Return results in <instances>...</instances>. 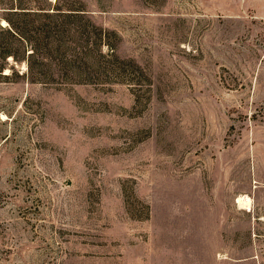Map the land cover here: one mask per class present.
Wrapping results in <instances>:
<instances>
[{"label": "rangeland", "instance_id": "obj_1", "mask_svg": "<svg viewBox=\"0 0 264 264\" xmlns=\"http://www.w3.org/2000/svg\"><path fill=\"white\" fill-rule=\"evenodd\" d=\"M0 69V264H264V0H0Z\"/></svg>", "mask_w": 264, "mask_h": 264}, {"label": "bare ground", "instance_id": "obj_2", "mask_svg": "<svg viewBox=\"0 0 264 264\" xmlns=\"http://www.w3.org/2000/svg\"><path fill=\"white\" fill-rule=\"evenodd\" d=\"M236 202L241 207H248L250 200L247 196H239Z\"/></svg>", "mask_w": 264, "mask_h": 264}, {"label": "trees", "instance_id": "obj_3", "mask_svg": "<svg viewBox=\"0 0 264 264\" xmlns=\"http://www.w3.org/2000/svg\"><path fill=\"white\" fill-rule=\"evenodd\" d=\"M72 14H78V13H72ZM6 20L9 22V24H12L8 19H6ZM14 31H15V30H14ZM0 72H1V69H0ZM3 76H4V77H7V76H8V73H4Z\"/></svg>", "mask_w": 264, "mask_h": 264}]
</instances>
